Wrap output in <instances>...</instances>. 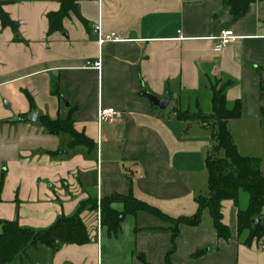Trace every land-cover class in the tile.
Returning a JSON list of instances; mask_svg holds the SVG:
<instances>
[{
	"label": "crops",
	"instance_id": "0c3cea01",
	"mask_svg": "<svg viewBox=\"0 0 264 264\" xmlns=\"http://www.w3.org/2000/svg\"><path fill=\"white\" fill-rule=\"evenodd\" d=\"M0 2L17 25H0V222L41 231L79 214L88 236L81 246H28L7 264H165L167 255L170 264H264V240L246 243L232 201L220 207L227 240L207 209L173 241L172 223L148 212L126 216L117 234L100 222V202L113 196H132L170 220L195 214L194 199L208 193L213 132L174 112L209 115L213 79L231 83L226 103L240 102L241 113L228 129L238 154L258 159L264 176V0L237 19L226 0H80L79 17L70 14L51 34L47 15L57 1ZM97 25L119 42L98 44ZM221 31L235 40L216 52ZM96 61L99 71L85 67ZM146 95L169 105L159 110ZM99 108L121 116L98 123ZM31 113L34 123L12 122ZM39 117L71 119L92 148H70L71 137L49 135ZM246 202L242 194L239 208Z\"/></svg>",
	"mask_w": 264,
	"mask_h": 264
},
{
	"label": "trees",
	"instance_id": "16d2710c",
	"mask_svg": "<svg viewBox=\"0 0 264 264\" xmlns=\"http://www.w3.org/2000/svg\"><path fill=\"white\" fill-rule=\"evenodd\" d=\"M55 1L59 3L60 8L58 12L47 15L49 34L61 31L63 20L70 14L79 17L78 2L80 0ZM226 1L230 3V17L237 19L242 17L250 4L256 0ZM3 6V3L0 2L1 27L16 31V23L10 19ZM209 85L211 93V113L209 115L174 112L176 120L199 121L202 125H208L213 132L215 146L205 159L208 193L206 196H197L194 199L197 205L195 214L191 217L170 220L158 210L139 202L132 196H113L100 202V222L110 233L117 234L119 232L120 224L126 216H134L136 213L144 211L172 223V228L169 231L172 233L173 241L178 235L180 225L198 227L202 211L207 209L216 235L222 240H227L229 232L222 223L220 207L221 202L232 201L238 208V233H248L246 243L249 244L254 238L264 240V224L262 222L264 218V176L260 172V161L238 154L227 126L228 121L240 117L241 103L236 102L231 108H228L225 90L230 87V82L213 79L209 81ZM29 100L31 102V99ZM38 120L49 135L66 134L70 136L72 139L70 148L76 146L92 148L88 139L74 131L71 119L51 121L46 117H39ZM220 153L222 157H219ZM242 194L247 199L244 209L238 206ZM114 204L121 205V211L114 209ZM90 205L91 209L96 208L95 201H91ZM256 219L260 223V232H257L252 225V221ZM0 227V264L11 263L28 246L36 244L56 247L59 244L81 246L88 243V236L79 214L71 218H58L48 229L41 231L23 229L12 222H0ZM165 264H170L169 255L165 258Z\"/></svg>",
	"mask_w": 264,
	"mask_h": 264
},
{
	"label": "built area",
	"instance_id": "2783aa9c",
	"mask_svg": "<svg viewBox=\"0 0 264 264\" xmlns=\"http://www.w3.org/2000/svg\"><path fill=\"white\" fill-rule=\"evenodd\" d=\"M94 32L97 35L98 44H103L105 42H119V39L114 35L110 34L109 36H101L99 26L94 27ZM180 39V38H179ZM214 40V51L219 52L230 45L235 37L231 31H221L217 37L213 38ZM86 68H91L93 70L99 71L101 68L100 61L96 62H86ZM121 114L110 108H99L97 111V122L98 123H115L119 120Z\"/></svg>",
	"mask_w": 264,
	"mask_h": 264
},
{
	"label": "water",
	"instance_id": "95a60500",
	"mask_svg": "<svg viewBox=\"0 0 264 264\" xmlns=\"http://www.w3.org/2000/svg\"><path fill=\"white\" fill-rule=\"evenodd\" d=\"M227 20H228V16H225L223 19V22H226ZM146 97L152 103V105L159 110H164L169 105L168 98H164L161 100V99H157V98H154L152 96H149V95H146ZM36 120H37L36 115L34 113H31L28 116L18 117L16 119L12 120V122H14V123H34V122H36ZM252 225H253V228L257 232L261 231L259 220H257V219L253 220Z\"/></svg>",
	"mask_w": 264,
	"mask_h": 264
},
{
	"label": "rangeland",
	"instance_id": "374dc122",
	"mask_svg": "<svg viewBox=\"0 0 264 264\" xmlns=\"http://www.w3.org/2000/svg\"><path fill=\"white\" fill-rule=\"evenodd\" d=\"M245 196V195H244Z\"/></svg>",
	"mask_w": 264,
	"mask_h": 264
}]
</instances>
